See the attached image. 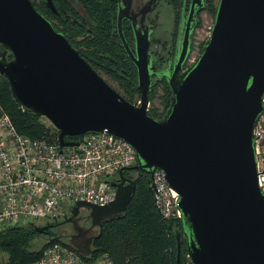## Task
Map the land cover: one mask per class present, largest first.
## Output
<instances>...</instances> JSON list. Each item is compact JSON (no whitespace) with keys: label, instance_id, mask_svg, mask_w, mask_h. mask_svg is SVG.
Listing matches in <instances>:
<instances>
[{"label":"water","instance_id":"1","mask_svg":"<svg viewBox=\"0 0 264 264\" xmlns=\"http://www.w3.org/2000/svg\"><path fill=\"white\" fill-rule=\"evenodd\" d=\"M46 5L56 11L53 0ZM185 33L178 65L170 76V106L162 118L148 112L150 75L140 69L141 103L135 105L112 87L69 38L32 0H0V74L16 101L46 117L59 133L61 150L79 146L66 136L108 131L136 151L137 164L125 169L166 173L180 196L182 232L177 233L178 264L182 235L192 264H264V193L259 187L255 126L264 110V0H220L211 34L201 53L190 58ZM9 54L12 58H9ZM113 202L99 206L78 201L100 234L87 237L77 227L69 244L83 256L105 221L121 218L136 191L124 170L111 182ZM131 186L128 194L126 185ZM125 201L124 211L121 203ZM53 224L35 225L44 233Z\"/></svg>","mask_w":264,"mask_h":264},{"label":"built area","instance_id":"2","mask_svg":"<svg viewBox=\"0 0 264 264\" xmlns=\"http://www.w3.org/2000/svg\"><path fill=\"white\" fill-rule=\"evenodd\" d=\"M254 135L258 183L264 193V110ZM79 137V146L62 151L59 139L21 134L0 101V229L65 218L78 201L104 206L115 200L111 182L121 170L137 164L135 149L106 130ZM150 186L161 216L181 220L180 196L170 187L164 170L153 172ZM93 254L83 257L71 245L52 242L33 264H114L108 253Z\"/></svg>","mask_w":264,"mask_h":264},{"label":"flooded vegetation","instance_id":"3","mask_svg":"<svg viewBox=\"0 0 264 264\" xmlns=\"http://www.w3.org/2000/svg\"><path fill=\"white\" fill-rule=\"evenodd\" d=\"M219 1L53 0L56 6L53 11L44 0V14L60 33L71 34L81 54L122 95L126 93L141 99L140 69L135 60L142 56L150 75L149 111L151 97L158 86L169 90L168 79L178 65L185 33H190L189 50L192 51L195 34L204 29L206 18L214 19ZM83 43H87L91 54L85 45L82 47ZM189 59L180 72L192 64H188ZM137 172L126 170L124 174L134 178L133 173ZM85 210L82 209L73 222H62L64 218L47 221L53 226L42 234L70 240L78 233L77 227L85 229L91 220L89 214H82ZM87 230V237L100 234V228L92 227V221Z\"/></svg>","mask_w":264,"mask_h":264},{"label":"trees","instance_id":"4","mask_svg":"<svg viewBox=\"0 0 264 264\" xmlns=\"http://www.w3.org/2000/svg\"><path fill=\"white\" fill-rule=\"evenodd\" d=\"M34 5L45 16L44 0L42 6L36 3ZM217 8L215 9V15ZM63 34L69 38L74 47L79 48L71 34ZM9 58H12L11 54H9ZM168 88L166 111L170 106L171 97V89ZM124 97L127 100L129 99L126 96ZM133 97H130V99ZM0 101L21 134L32 139L53 141L59 139L58 130L53 131L50 125L44 122V117L36 115L26 108L24 109L16 101L8 80L1 74ZM65 139L80 140L81 137L66 136ZM150 179L151 175L149 173L137 172V178L135 179L136 191L127 204L125 215L104 222L101 235L93 241V257L108 253L114 264H178L177 233L182 232V221H167L161 216L154 203ZM34 226H14L0 229V249L8 252V264L35 263L40 259L43 249L52 242L70 245L68 242L59 239L60 237L52 234L51 236H54V238L48 240L40 250H31L30 246L33 238L35 235L40 234L34 229ZM181 241V262L186 264L187 241L183 235Z\"/></svg>","mask_w":264,"mask_h":264},{"label":"rangeland","instance_id":"5","mask_svg":"<svg viewBox=\"0 0 264 264\" xmlns=\"http://www.w3.org/2000/svg\"><path fill=\"white\" fill-rule=\"evenodd\" d=\"M32 1H33V3H36L39 6L43 5V0H32ZM217 1H219V0H217ZM214 19H215V16H214ZM214 19H212L210 17L206 18L205 24H204V29L201 31V33L195 34V36L193 38V49H192V53H191L190 59L188 61V64H191L201 53L203 45L205 44L206 40L209 38V36L211 34V26L214 23ZM83 45H85L87 52H88L89 47L87 46V43L82 44V47H83ZM88 53L91 54L90 51ZM123 95L126 96L127 98H129L128 100L130 102L134 103L135 105H137L140 101L139 96H136L135 98L133 97L130 99V97H132V95L128 96V95H126V93H123ZM167 95H169V90H167L162 85L158 86V88L156 89L155 95H153L151 97L152 102L149 106V111H148L150 115L163 116V114L166 111V102H167L166 97H167ZM43 119H44L45 123L50 125V127L52 128L53 131L57 130L56 127L50 122L49 119H47L46 117H44ZM133 177H134V179H136L137 173H133ZM130 191H131V186L129 184H127L125 189H124V193L128 194ZM120 205H121L122 211H124L125 201H122V203ZM82 214L88 215L89 211H87V210L82 211ZM47 221L48 220L40 219L38 222L40 225V224L47 223ZM20 226H28V225H20ZM90 226H91V220L88 221L87 225H85V229H88ZM52 238H54V236L43 235L42 233H40L39 235H35V237L33 238L32 244L30 246V249L34 250V251H38L42 248V246L48 240H50ZM59 239H61L64 242H68V243L70 241V240H66V239H62V238H59ZM185 259H186V264H192L188 255H186ZM8 261H9L8 252L0 249V264H8Z\"/></svg>","mask_w":264,"mask_h":264}]
</instances>
